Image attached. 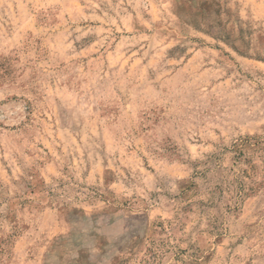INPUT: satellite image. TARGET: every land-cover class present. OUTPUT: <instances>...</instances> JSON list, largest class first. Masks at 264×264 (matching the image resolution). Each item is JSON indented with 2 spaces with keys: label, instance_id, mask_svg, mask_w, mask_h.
<instances>
[{
  "label": "rangeland",
  "instance_id": "374dc122",
  "mask_svg": "<svg viewBox=\"0 0 264 264\" xmlns=\"http://www.w3.org/2000/svg\"><path fill=\"white\" fill-rule=\"evenodd\" d=\"M0 264H264V0H0Z\"/></svg>",
  "mask_w": 264,
  "mask_h": 264
}]
</instances>
